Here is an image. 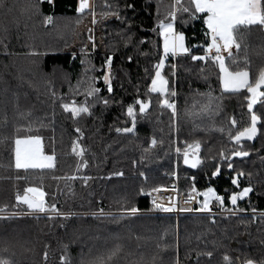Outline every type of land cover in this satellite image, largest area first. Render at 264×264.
Here are the masks:
<instances>
[{
  "label": "trees",
  "instance_id": "1",
  "mask_svg": "<svg viewBox=\"0 0 264 264\" xmlns=\"http://www.w3.org/2000/svg\"><path fill=\"white\" fill-rule=\"evenodd\" d=\"M93 2L102 40L94 50L88 40L91 33L80 31L92 15L76 12L78 0H0V209H6V218H0V258H9L12 264H61L60 256L66 255L71 264H81L106 257L119 245L121 251L107 264H176L177 257L179 264H225V254L233 264L248 258L264 260V119L257 126V136L242 141L249 156L231 158L233 170L219 156L222 149L228 153L239 147L229 141L228 132L235 134L250 122L246 90L223 92L218 66L211 62L192 61L190 55L169 56L164 75L170 92H176L169 96L176 102L174 120L170 109L159 106L158 94L149 91L155 65L163 55L158 24L172 0ZM105 12H115L120 19ZM48 16L50 23L45 22ZM175 27L185 34L191 52L202 54L201 49L191 47L204 43L202 20L185 15ZM237 39L240 50L232 52L238 64L228 63L234 69L248 67L253 80L264 68V31L242 27ZM85 45L87 55L81 51ZM109 55L113 58L111 93L102 77ZM88 76L99 78V95L109 103L88 98L91 115L73 119L61 103L84 102L85 84L80 83L81 94L74 95V89ZM136 99L151 102L142 117ZM129 104L137 111L135 131L118 133L116 128L131 127L126 115ZM254 111L264 114V104H256ZM232 118L237 121L235 127ZM17 135H40L44 153L54 154L55 167L16 169ZM152 139L157 141L154 147ZM196 140L201 143L202 163L193 169L183 163L175 148ZM74 142L84 148L83 158L72 152ZM82 159L87 168L78 172ZM217 163L221 173L213 177ZM237 171L244 172L239 188L231 184ZM173 173L184 195L193 186L199 192L213 187L225 197L224 210L217 204L219 211L211 214L155 210L150 196L140 194V189L169 188ZM74 175L92 179L87 185L79 178L66 179ZM249 185L253 192L236 206L243 211L235 210L228 196ZM28 186H42L49 204L72 215L68 219L29 215L27 207L15 201L17 192ZM131 207L140 212L129 214L126 210ZM207 252L212 253L210 258Z\"/></svg>",
  "mask_w": 264,
  "mask_h": 264
},
{
  "label": "snow or ice",
  "instance_id": "2",
  "mask_svg": "<svg viewBox=\"0 0 264 264\" xmlns=\"http://www.w3.org/2000/svg\"><path fill=\"white\" fill-rule=\"evenodd\" d=\"M49 3L52 0H48ZM108 7H111L108 5ZM132 7V5H128ZM159 9V4L157 5ZM78 14L90 13L93 17L92 23L96 24L97 20L95 18V5L93 0H78V5L76 8ZM115 15L117 19L120 16L115 13L105 12L103 15ZM188 19H200L206 29L203 33L204 43L203 44H193L192 48H199L202 50V54H193L190 47L186 44V37L183 32H178L175 27L177 19L183 20L184 16ZM52 17L48 16L45 18L46 23H50ZM251 26H257L261 31H264V0H172L169 5L168 11L166 12L163 19L159 21L158 32L159 36L163 41V55L159 59L158 63L155 65V74L151 78V86L149 91L151 93H156L160 97L158 103L161 108L170 109L172 117L175 120L177 116L176 102L171 100L169 96H175L176 92L169 90V81L162 74V70L165 67V62L169 56L173 59L177 55H190L192 61H202L205 63L211 62L218 66L219 71V82L223 92L229 93H239L241 90H246L247 92V109L250 116V122L242 130L236 131L235 134L232 131L228 132V139L230 142L239 146L233 148L230 152L226 153L223 149L219 152V156L223 161L227 162V168L233 170V163L230 162L232 157H247L249 152L244 150L242 141H252L258 133V124L264 119V114H258V111H254V105L257 103L264 104V68L260 69L258 74L253 80H250V70L248 67L245 68H233L231 64H238L237 57L233 54L232 49L235 48L237 53L240 50L241 44L237 39L240 33V29L250 28ZM91 33V30H89ZM88 40L92 43V49H95V40L93 35L88 36ZM85 48H82V53L87 55ZM227 53V56L224 55ZM31 55H40L39 52H32ZM112 56L109 55L104 60L102 68L103 83L106 86L107 92L111 93L112 89V77H111V63ZM131 60V57H129ZM231 61V64L228 63ZM83 63V61H82ZM245 64H248L247 58H245ZM172 69H175V65H172ZM92 71H95L94 67ZM174 74V71H173ZM98 77L88 76L86 80L78 82L77 88L74 89V95L81 94L79 91L80 83L85 84V91L83 95L85 96L84 102H78L72 100L71 102H62L61 107L64 112L70 113L73 119L79 118L82 114L91 115L90 108L92 105L88 104V98H93L94 102H102L104 105L109 103L108 99L103 98L99 94L101 93V88L96 86ZM54 94V93H53ZM135 105H138V111L142 117L150 107L149 100L136 99ZM126 115L130 118L131 127L116 128L118 133H134L137 122V111L136 108L129 104L126 109ZM231 124L233 127L236 126L237 121L235 118L231 119ZM31 132V127L27 129ZM19 131V129H18ZM76 132H80L79 128L75 129ZM221 133L225 130L223 128L219 129ZM82 135V134H81ZM157 141L155 139L151 140V146H155ZM14 156H15V168L16 169H52L55 167L54 164V154L46 155L42 147V137L40 135H27L20 136L17 135L14 138ZM147 151V149H146ZM72 152L77 156L83 158L84 148L74 142L72 145ZM175 152L178 156H182L183 163L193 169L202 163L199 156L201 152V143L199 140L193 142L185 141V146L183 148L177 146ZM81 168H87V162L82 159V162L78 165L77 171ZM221 173V165L217 163L212 176L216 177ZM117 176L123 175L122 172L115 173ZM140 175L144 177L145 182H147V176L144 172ZM175 175V173H173ZM244 176L243 171H237L234 176L231 177V184L240 187L239 177ZM18 179L20 177H17ZM55 178V177H54ZM81 179L85 185L92 179V177L87 175L71 176L66 179ZM195 177H193V180ZM169 189L163 186H154L150 190L140 189V194L152 196L153 193L168 192ZM175 186L171 189V192H176ZM253 192V188L249 185L243 187L242 190L237 192H232L228 196V200L235 210L243 211V209H238L236 206L239 200H244L249 196V193ZM48 194L43 189L42 186H28L25 187L21 192H17L15 196L16 205H25L28 209V214L32 213H45L49 214L48 218L53 219V217H60L62 219H68L72 214L62 212L55 203L49 204L45 197ZM202 196V200H196V196ZM176 197L170 196L167 202H164L163 197L155 196L152 198L151 203L155 210H159L165 213L172 212H201V213H212V202L213 200L217 203L222 210H224L225 197L219 195L213 187H207L206 190L199 192L195 186L191 187L187 194V198L183 201L184 205L190 204L192 201L196 200L199 207H185L178 206L175 202ZM131 215H136L140 212L137 207H131L126 210ZM231 211V210H230ZM253 212L256 210L253 209ZM6 209H0V218H6L4 213ZM100 213L103 214V209H100ZM14 215V214H13ZM93 215H96L93 213ZM264 215V214H262ZM64 225L62 224L61 227ZM67 249V245H65ZM7 249H5L6 251ZM121 251L119 245L114 246L110 249L105 256H98L90 261H81V264H107V261L113 259ZM209 258L212 256L211 252L205 253ZM48 253L44 252V260L47 261ZM155 257H153V261ZM225 264H233V259L225 254L223 256ZM61 264H71L66 255L60 256ZM0 264H12L9 258H0ZM176 264H179V258L176 259ZM238 264H264V260L256 261L254 259L248 258L242 262L238 261Z\"/></svg>",
  "mask_w": 264,
  "mask_h": 264
},
{
  "label": "built area",
  "instance_id": "3",
  "mask_svg": "<svg viewBox=\"0 0 264 264\" xmlns=\"http://www.w3.org/2000/svg\"><path fill=\"white\" fill-rule=\"evenodd\" d=\"M173 186L176 187V189H177L176 192H171V189L173 188ZM167 189H169L168 192L153 193L152 196H150V199L152 200V198L155 196H161V197H163L164 202H167L170 196H175L176 197L175 202L177 203L178 206H185V207H192V208L199 207V204L196 203V200H199L198 195L196 196V200L192 201L190 204H188V205L183 204V201L187 198V195L182 194L179 190L177 173H175V175H172L171 186ZM216 211H219V210L218 209L212 210V212H216ZM172 213L175 215H181V214L195 213V211H193V212H178L177 211V212H172Z\"/></svg>",
  "mask_w": 264,
  "mask_h": 264
},
{
  "label": "rangeland",
  "instance_id": "4",
  "mask_svg": "<svg viewBox=\"0 0 264 264\" xmlns=\"http://www.w3.org/2000/svg\"><path fill=\"white\" fill-rule=\"evenodd\" d=\"M97 15L98 14H96L95 17H97ZM92 19H93V17H92ZM98 28H99V24H97V23L93 24L92 21H88V22L83 24V26L80 28V31L84 32L85 30L88 29V33L90 34L89 30H91V34L94 36L95 43H97V44L101 43L102 44V40H101V37L99 36L100 34L98 32ZM162 50H163V41H162ZM162 74L164 75V69L162 70ZM164 77H165V75H164ZM254 107H255V105H254ZM201 198L203 199L202 196H201ZM216 204L217 203L213 200V202H212V210L216 209V206H217Z\"/></svg>",
  "mask_w": 264,
  "mask_h": 264
},
{
  "label": "water",
  "instance_id": "5",
  "mask_svg": "<svg viewBox=\"0 0 264 264\" xmlns=\"http://www.w3.org/2000/svg\"><path fill=\"white\" fill-rule=\"evenodd\" d=\"M150 109H151V102H150V107H149V109L146 111V113L149 112ZM146 113H145V114H146Z\"/></svg>",
  "mask_w": 264,
  "mask_h": 264
},
{
  "label": "crops",
  "instance_id": "6",
  "mask_svg": "<svg viewBox=\"0 0 264 264\" xmlns=\"http://www.w3.org/2000/svg\"><path fill=\"white\" fill-rule=\"evenodd\" d=\"M232 51H233V49H232ZM224 55L227 56V53H224ZM177 56H179V55H177Z\"/></svg>",
  "mask_w": 264,
  "mask_h": 264
}]
</instances>
